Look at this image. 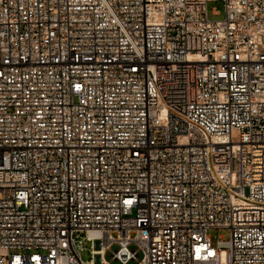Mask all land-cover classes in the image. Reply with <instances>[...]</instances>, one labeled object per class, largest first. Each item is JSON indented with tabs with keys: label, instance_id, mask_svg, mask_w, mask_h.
I'll return each mask as SVG.
<instances>
[{
	"label": "built area",
	"instance_id": "1",
	"mask_svg": "<svg viewBox=\"0 0 264 264\" xmlns=\"http://www.w3.org/2000/svg\"><path fill=\"white\" fill-rule=\"evenodd\" d=\"M109 250L264 264V0H0V264Z\"/></svg>",
	"mask_w": 264,
	"mask_h": 264
},
{
	"label": "rangeland",
	"instance_id": "2",
	"mask_svg": "<svg viewBox=\"0 0 264 264\" xmlns=\"http://www.w3.org/2000/svg\"><path fill=\"white\" fill-rule=\"evenodd\" d=\"M208 15L211 19H222L224 17V6L221 1H210L208 3ZM217 9L219 11L218 14H214L213 10ZM208 234L214 236L216 238H229V230L224 228L219 229H210ZM84 249L81 250V257L84 261L89 260L92 257V242L85 240L83 241ZM116 245L112 246V249H115ZM106 259L112 263H116V260L112 259L111 251L109 250L106 254ZM225 259V252L222 253V260Z\"/></svg>",
	"mask_w": 264,
	"mask_h": 264
}]
</instances>
